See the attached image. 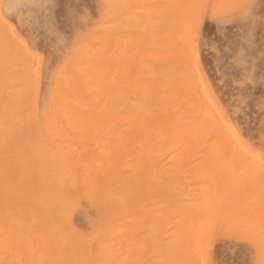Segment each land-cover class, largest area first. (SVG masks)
<instances>
[{"label":"rangeland","instance_id":"rangeland-1","mask_svg":"<svg viewBox=\"0 0 264 264\" xmlns=\"http://www.w3.org/2000/svg\"><path fill=\"white\" fill-rule=\"evenodd\" d=\"M262 17L0 0V264H264Z\"/></svg>","mask_w":264,"mask_h":264},{"label":"bare ground","instance_id":"bare-ground-1","mask_svg":"<svg viewBox=\"0 0 264 264\" xmlns=\"http://www.w3.org/2000/svg\"><path fill=\"white\" fill-rule=\"evenodd\" d=\"M93 96V95H92ZM62 101V100H61ZM61 109V108H60ZM69 111V110H68ZM70 112V111H69ZM49 116V115H48ZM105 117V116H104ZM68 118V117H67ZM53 119H55V118H53ZM74 119V118H73ZM45 124V123H44ZM189 130V129H188ZM56 177V176H55ZM88 179V178H87ZM93 186V185H92ZM92 189V188H91ZM93 190V189H92ZM118 193V192H117ZM104 194V193H103ZM91 196V195H90ZM116 197V196H115ZM124 197V196H123ZM99 199V198H98ZM100 200V199H99ZM126 202V201H125ZM129 202V201H128ZM119 203V202H118ZM233 217V216H232ZM232 217H231V219H232ZM207 221V220H206ZM210 221V220H209ZM227 224V223H226ZM226 224H225V226H226ZM207 225V224H206ZM200 227V226H199ZM198 227V229L200 230V228ZM98 229V228H97ZM14 231L16 232L14 235H15V237H14V239H16V242H20V243H22L23 242V233H22V231H20V229H19V227H16L15 229H14ZM34 231V230H33ZM198 231V230H197ZM198 232H200V231H198ZM12 233V232H11ZM37 234V233H36ZM35 234V235H36ZM201 234V233H200ZM199 235V234H198ZM42 241V240H41ZM7 242V241H6ZM50 244V243H49ZM21 246V245H20Z\"/></svg>","mask_w":264,"mask_h":264},{"label":"snow or ice","instance_id":"snow-or-ice-1","mask_svg":"<svg viewBox=\"0 0 264 264\" xmlns=\"http://www.w3.org/2000/svg\"><path fill=\"white\" fill-rule=\"evenodd\" d=\"M248 6L247 5H240L238 9V15L240 18H244L248 15ZM264 19V17H262Z\"/></svg>","mask_w":264,"mask_h":264}]
</instances>
